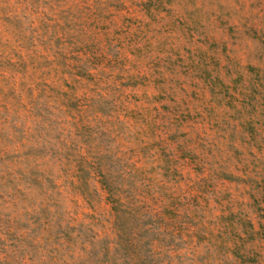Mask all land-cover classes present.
<instances>
[{"label":"rangeland","instance_id":"obj_1","mask_svg":"<svg viewBox=\"0 0 264 264\" xmlns=\"http://www.w3.org/2000/svg\"><path fill=\"white\" fill-rule=\"evenodd\" d=\"M0 264H264V0H0Z\"/></svg>","mask_w":264,"mask_h":264}]
</instances>
